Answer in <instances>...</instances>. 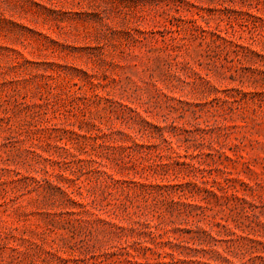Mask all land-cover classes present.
I'll list each match as a JSON object with an SVG mask.
<instances>
[{"label": "rangeland", "instance_id": "1", "mask_svg": "<svg viewBox=\"0 0 264 264\" xmlns=\"http://www.w3.org/2000/svg\"><path fill=\"white\" fill-rule=\"evenodd\" d=\"M0 264H264V0H0Z\"/></svg>", "mask_w": 264, "mask_h": 264}]
</instances>
